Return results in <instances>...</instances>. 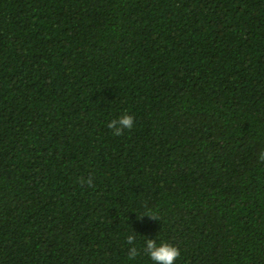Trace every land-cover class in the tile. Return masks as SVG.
<instances>
[{"label": "trees", "instance_id": "obj_1", "mask_svg": "<svg viewBox=\"0 0 264 264\" xmlns=\"http://www.w3.org/2000/svg\"><path fill=\"white\" fill-rule=\"evenodd\" d=\"M261 151L264 0H0V264H264Z\"/></svg>", "mask_w": 264, "mask_h": 264}, {"label": "clouds", "instance_id": "obj_2", "mask_svg": "<svg viewBox=\"0 0 264 264\" xmlns=\"http://www.w3.org/2000/svg\"><path fill=\"white\" fill-rule=\"evenodd\" d=\"M134 126V120L131 115H123L118 120H113L108 124L109 128L114 129L115 135H121L124 129H132ZM259 160L264 162V151L258 154ZM83 183V181H81ZM90 185L91 179L87 181ZM153 218H157L154 215H150ZM134 236L129 235L127 241L132 247L129 249V259H134L138 255V250L134 245ZM144 252L150 257L155 264H175V261L180 256V249L175 245L168 242L157 243L153 239H148Z\"/></svg>", "mask_w": 264, "mask_h": 264}]
</instances>
